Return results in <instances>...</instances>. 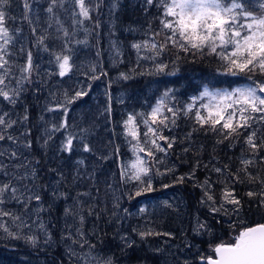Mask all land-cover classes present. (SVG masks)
Masks as SVG:
<instances>
[{
	"label": "snow or ice",
	"instance_id": "obj_1",
	"mask_svg": "<svg viewBox=\"0 0 264 264\" xmlns=\"http://www.w3.org/2000/svg\"><path fill=\"white\" fill-rule=\"evenodd\" d=\"M14 4L22 8L19 16L12 14ZM143 4L146 13L149 7L157 9L156 27L149 21L143 33L145 38L131 44L136 52L137 68L143 66L145 70L136 72L133 69L131 74L121 72V80L128 81L135 75L177 77L182 64L205 59L215 61L217 75L242 80L216 81L213 76L185 100L180 99V89L174 86L179 81H157L163 87L157 89L159 95L155 102L147 111L128 113L122 122L123 135L134 158L119 166L120 183L131 185L127 191L129 200L157 191L154 178L175 172L174 165L168 167L165 163L175 151V145H188L181 149L183 153H202L204 145L195 146L198 135L213 139L215 146H238L240 155L230 158L231 163H213L215 156L209 164L201 165L197 160L190 172L173 176V182L162 184V187L166 189L194 180L196 169L201 166L216 175L215 180L209 175L194 185L201 189L198 203L207 209L208 215L203 220L199 216L195 218L191 239L181 229L183 248L179 250L187 249L191 253L196 248L197 251L194 256H186L180 264H264V223L249 226L243 218L246 203L264 209V0H143ZM103 5L104 0H46L43 6L40 0H0V239L23 240L39 251L44 250L41 237L45 246L57 243L41 217L42 212L52 207V204L48 209L43 207L48 186L36 185L37 171L33 161L21 151L33 148L29 138L32 129L26 126L30 114L25 94L29 90L27 86H35L34 93L41 92L42 86L53 76L63 79L75 75L81 67L76 62L79 46H88V37L93 33L99 37ZM118 7V0H112L110 14ZM25 25L28 36L24 35ZM128 31L137 29L130 26ZM113 48L117 57L122 55L115 44ZM33 49L46 53L48 64L55 70L44 69L42 76L41 64L34 59ZM97 69L98 65L93 63L82 74L91 81L107 76L103 71L97 75ZM91 87L89 83L64 89L62 93L49 92L51 104H46L43 111L59 113L60 119L44 129L42 146H48L54 133L62 132L67 134L61 141V152L71 154L77 148L82 153L94 152L89 141L93 134L90 127H79L78 134L67 131L74 126L69 124V106L87 97ZM18 108H22V113L17 112ZM111 111L109 104L104 112L110 116ZM40 120L47 124L43 115ZM182 123L187 131L181 139L174 133ZM18 125L24 126V130L20 131ZM76 140L80 141L79 145L74 144ZM115 151L119 153V147ZM98 158L108 159L107 156ZM76 163L83 166L85 160L79 159ZM59 175L63 180V174ZM89 176L95 179L94 172ZM78 177L79 173L74 179ZM240 186L247 189L242 194ZM111 187L109 184L108 188ZM99 191L97 187L96 192ZM89 195V192L77 193L72 198L73 204L64 208L66 223L59 242L66 245L69 264H120L125 258L142 261L144 257L129 256V252L143 250L139 245L149 244L156 237H165V244L178 238L171 231H157L149 219L124 234L117 231L119 243L116 247L120 256L104 244L102 236L92 233L94 239L104 245L98 247L84 229L85 201L81 197ZM52 196L70 198L58 188L52 190ZM34 202L37 207H33ZM163 203L166 208L173 207L168 201ZM119 207L117 200L113 217H118L116 209ZM123 211L126 216L132 215L126 208ZM138 211L140 215L147 213L145 207ZM87 215H96L99 219L91 206ZM217 216L229 218L233 234L227 242H214V228L220 223ZM69 218L72 224L67 223ZM197 236L213 237L208 241L207 252L197 248ZM149 250L156 254L164 251L160 247ZM60 264H64L63 257Z\"/></svg>",
	"mask_w": 264,
	"mask_h": 264
},
{
	"label": "trees",
	"instance_id": "obj_2",
	"mask_svg": "<svg viewBox=\"0 0 264 264\" xmlns=\"http://www.w3.org/2000/svg\"><path fill=\"white\" fill-rule=\"evenodd\" d=\"M112 0H104V5L102 6V14L99 19L101 21V28L98 30L99 37L93 33L88 37L90 44L88 46H79L78 55L84 57V59L96 58L99 64L98 72L101 71L107 72V76H101L104 83L103 86L108 90L105 91L104 96L100 97L97 101L92 100L91 102H99L101 105V113L97 115L94 112V117H84L79 119H74L70 114L68 116L69 124L74 125L70 127L67 131L73 134L79 133V127H82V123L90 124L91 130H95V134L92 140L89 141L91 145H94V152L96 156L92 161L91 156L87 160V167L94 163L96 165L97 173L95 179L77 177V171L73 166L69 165L65 168H62L63 180L60 173L57 171V168L61 163H66L68 159H73L72 154L61 152L59 150L61 144V138L64 139V136L67 133L56 132L53 134V139L49 142L47 147L43 145L44 129L49 125L47 118L48 113L43 111V103L45 99L49 96V92L58 89L60 84L59 79L50 78L47 80V83L42 86V91L39 93H34L33 89L35 86H27L29 88L26 95V103L29 106L30 121L27 122V127L32 129L31 136L29 137L33 141L32 149H21L24 151V155L28 157L29 160L33 161V165L37 171V179L35 181L36 185L39 187L41 185H47L48 191L46 189L44 193V203L43 207L48 209L49 204H52V207L49 211L41 213L43 221L48 224L49 230L53 233L54 239L57 243L52 244L50 247L43 245V237H41V248L43 251L33 249L31 246L27 245L23 240H9V239H0V252L4 251L5 256H2L0 259V264H60L61 257H63L64 264L67 263V255L65 252L66 245L62 242H59V237L64 231L65 218H64V208L69 207L73 204L72 194L74 193L75 197L77 193L89 192L87 189L91 190L89 196L81 197L84 203L85 209V224L84 229L89 234V239L94 243H98L92 233H96L103 237L104 244L111 248V251L114 252L117 256H120V250L116 247L119 243V236L117 231L121 234L128 232L132 227L127 225V218L123 213V208H126L130 204V200L127 197V191L131 188V185L125 186L120 183V165L125 163L127 158L131 157L129 152L128 145L126 144L125 138L119 127L118 121H121L125 114L127 115L128 110L138 111L140 108L145 109L149 105L155 102L156 96L159 95L157 89L162 88L163 85L157 83L159 80L165 81H179L178 84L174 85L180 89V99L185 100L187 96L194 95L195 89L198 86L206 82L208 79L213 76L216 77V81H228L233 79L242 78H232L224 77L217 75V65L215 61L211 59H205L198 63H185L181 65V71L177 77H150L147 75H135L133 79L128 81L121 80L119 78L120 73H132V70L135 69L136 72H142L145 68H137V56L134 49L131 48V44L136 41H141L144 39V30L147 28V23L152 22L153 27H156L157 21L154 19V16L157 12V9L154 7H149V11L144 12L143 0H118L119 7L114 10L113 14L109 12V6ZM44 2H40L43 6ZM12 14L19 16L22 8L16 7L14 4L12 7ZM40 15L43 16L44 13L41 11ZM136 28L137 31H128L129 27ZM24 35L28 36L27 25L24 26ZM83 38V34H81ZM27 43V42H25ZM113 44L119 46L120 52L123 53L121 58L113 56L115 49ZM97 51L100 55L97 56ZM34 59L37 60L38 52L36 49H33ZM46 56H48L45 53ZM116 55V54H115ZM122 61V62H120ZM142 65H145L146 62H141ZM81 71L80 76H84ZM41 75H44V72L41 70ZM173 86V85H169ZM223 86H227L224 84ZM116 90H123L127 93L125 97V103L122 106L125 107V110L120 111L119 105L117 102H111L110 92ZM151 89V93L148 91ZM148 95L149 98L152 97L150 101H145L142 103V96ZM89 96L87 97V99ZM111 105V115L104 112L106 107ZM17 111L22 113V108H18ZM44 116V121L41 122L40 116ZM60 116L58 117L59 122ZM71 120V121H70ZM20 131L24 130V126H17ZM187 131V128L181 124V128L176 131L181 139ZM167 134V133H166ZM94 143L92 144V141ZM111 141V143H109ZM80 143L78 141H74ZM55 144V149L53 145ZM201 144L204 145V149L201 154H197L195 151H190L189 153H183L181 149L186 144H177L175 145V151L166 159V166L172 167L175 166V172L168 176L164 177H155L154 186L157 188V191L149 193L145 196L139 197L141 199L147 196H161L170 193L171 189L174 190V193L180 194L182 196L181 201H187L189 209L181 208L180 215L175 214L172 211V208H163L162 212L158 213V217L154 220L158 226V231L164 232L165 230H172L174 233L181 231L183 226H186L188 229L191 228L193 224V217L198 211H204V208L198 207V202L201 198V189L195 187L194 185L203 181L206 176L211 175L212 179H216V175L211 173L209 170L204 169L202 166L196 169V176L194 180H188L184 184H175L170 188H163L162 184L173 182V176L184 175L185 173L190 172L195 166L197 160L200 161L201 165L209 164L210 159L215 156L216 161L219 164L231 163L232 159L235 156L240 155L239 147L235 148H224L223 146H215L214 140L211 138L205 139L203 135H198L195 137V146L199 147ZM119 147V153H116L115 149ZM215 147V151H214ZM91 154V153H90ZM109 154L110 159L100 160L98 157L107 156ZM39 161L38 164L35 161ZM76 168V162L74 163ZM83 168L82 166H80ZM211 167V165H210ZM55 169V171H52ZM163 170V167L161 168ZM64 171L66 173H64ZM102 173H107L106 178L102 177ZM106 179L112 186L110 193L106 192L105 186L102 183V180ZM57 181H62L57 184ZM57 184V185H56ZM95 184V187L93 185ZM59 188L60 192H66L70 195V198H54L51 188ZM99 188V193L96 192V188ZM247 189L244 186H240L241 194ZM55 202L53 203V200ZM119 202V209H116L118 217H113L112 212L114 210L115 203ZM127 204V205H126ZM69 205V206H67ZM38 205L33 204V207ZM92 207L95 213L99 214V219L96 215L88 216L87 210L89 207ZM13 209H18L16 205H10ZM187 210L188 213H185ZM243 218L249 226L256 223H264V209L257 208L255 204L249 205L245 204ZM166 219L169 224H166ZM224 222H229V218L219 216ZM68 224H72L73 221L71 218L67 220ZM27 231V230H25ZM160 239V238H159ZM98 243V247H102ZM145 246L139 245V247ZM142 253H145L144 259L142 261L136 262V259H122L121 264H139L146 263L148 254L144 248H141ZM137 253V252H136ZM135 253V255H136ZM134 254L130 251L129 256ZM134 255V256H135ZM143 257V256H141Z\"/></svg>",
	"mask_w": 264,
	"mask_h": 264
},
{
	"label": "rangeland",
	"instance_id": "obj_3",
	"mask_svg": "<svg viewBox=\"0 0 264 264\" xmlns=\"http://www.w3.org/2000/svg\"><path fill=\"white\" fill-rule=\"evenodd\" d=\"M40 2H44V4H46V0H40ZM138 42V41H136ZM117 48H119V46L116 45ZM120 50V48H119ZM123 55V53H122ZM119 56L117 57L115 55V53H113V56L117 57V58H121L122 57ZM89 58L91 59H84V57H81L80 55H78V59H77V64L80 65L81 67L76 70L75 75H73L71 78L65 77L63 79L57 77V76H53L51 78L54 79H59L60 84L58 85V89L59 90H55V92H63L64 89H74L76 88L78 85L79 86H86L87 84H91L92 87L89 91V98L87 99V97L83 98V100H79L77 101L75 104L69 106L70 107V111L69 114L71 117H74V119H79V118H84V117H94V112L97 113V115H99V113H101V105L99 102H94L92 103V100H98L100 97H105L104 93L105 91L108 92V90L105 88V86L102 85V83H104L102 77L99 80L96 81H91L89 79H87V77L85 76H80L81 71H86L88 65L90 64H97L99 67V64L97 62L96 58H92L91 55H89ZM48 59L49 57L45 55V53L40 52L37 58V62L41 64V70L43 71L44 69H51V70H55L54 66H51L48 64ZM97 75H99L100 73L98 72L97 69ZM226 87V86H225ZM148 93H151V89L148 91ZM71 94V91H70ZM110 101L111 102H117L119 105V110L123 111L125 110V107L122 106L123 103H125V97L127 95V93L123 90H116L113 92L111 91L110 93ZM152 94V93H151ZM153 95V94H152ZM152 99L147 96L144 95L142 96V103L145 101H150ZM46 104H51V100L50 97L48 96L44 103L42 108L44 109ZM147 111L148 108L145 109V105L143 104V108H140L138 111ZM135 110H128L127 113L130 112H134ZM20 112V111H17ZM48 113V112H46ZM50 115L47 116V118L50 117V120H48L49 125L51 123H58V117L60 116L59 113H48ZM127 115L125 114L124 118L121 121H118L119 123V127L121 129V131H119L121 134H123L124 130H123V120L126 119ZM71 121V120H70ZM90 124H86V123H82V127H90ZM91 128V127H90ZM92 135L89 136L90 140L93 139L94 134H95V130H92ZM124 136V135H123ZM125 138V137H124ZM62 141V138H61ZM78 142H80L79 140H76ZM126 141V140H125ZM94 143V140L92 141V144ZM74 144L79 145L80 143H76L74 142ZM126 144L128 145L129 148V152H130V146L129 144L126 142ZM94 149V145H91ZM54 149H55V144L53 145ZM22 151V150H21ZM24 152V151H22ZM131 153V152H130ZM72 154L73 159H68V161L66 163H61L60 166L57 168V171L59 173H62V168L66 167V166H73L74 169H76V171L79 173V177L82 178H90L89 174L93 173L96 174L98 171L96 169V165L94 163H92L89 168L87 167V160H89V157L91 156V160L93 161L95 156H96V152L93 153H82V151H80L78 148L77 150H75ZM108 159H110L109 154L107 155ZM134 157L131 154L130 158H127L125 160V163H127L130 159H133ZM79 159H84L85 160V164L82 166L83 168L80 167V165H78L76 163V165L78 166V168H76V166L74 165V163L79 160ZM7 162V161H5ZM64 173H66L64 171ZM107 173H102V177L106 178ZM103 185L105 186L106 192L110 193L112 188H108V185L110 184L108 181H106V179L102 180ZM57 185V184H56ZM56 188H62L60 186L56 187ZM54 188L52 187L50 192H52ZM48 191V188H47ZM87 191L91 192V190L87 189ZM170 193H167L166 195H161V196H147V197H143L141 199H138L139 197H137L135 200H130V204H128V206L126 207V209H128V211L132 214L130 216H126L124 211V215L127 218V225H129L130 227H137L140 226L142 224H144V222L146 220H151L152 221V227H154L157 231H158V226L156 224V222L154 221L157 217H158V213L162 212L164 207V201H168L169 204L173 205L172 207V211H174L175 214H181V208L184 207V209H189V206L187 205V201H181L182 200V196L180 194L174 193V190L171 189ZM70 197V195H69ZM72 197H75L74 193L72 194ZM73 201V200H71ZM127 205V204H126ZM69 206V205H67ZM140 207H145L147 209V213L144 215H140L139 214V208ZM198 207L200 208L201 206L198 203ZM125 209V208H123ZM185 213H188L187 210L185 211ZM208 215L207 209L204 208V211H198L196 213V215L193 217V224L192 226H194L195 224V218L197 216L200 217L201 220H203L206 216ZM228 218V217H225ZM217 221H220V223H217L215 228H214V234H215V240L214 242L218 243L220 241H225L227 242L230 239V236L233 234L232 233V229L229 226V222H224L221 219H219V216L216 217ZM166 224H169L168 220L166 219ZM191 226V228H192ZM191 228L188 229L186 226H183V230H185V232L188 234L189 239H191L192 233H191ZM169 230H165L164 232H168ZM171 232H173L172 230H170ZM174 233V232H173ZM178 238L175 240H170L168 242V244H165V237H156L153 238L149 244H145V246H142L140 248H144L146 253L148 254V258L146 263H139V264H165V261H167V264H180V262L186 257V256H194L195 252L197 251L196 248L192 249V252L189 253L187 249H184L183 252H181L179 249L183 248V244H182V240H181V231H179L178 233H174ZM160 238V239H159ZM213 237L210 236H197L195 238V243L197 244V248H199L200 250L207 252L208 250V241L212 240ZM66 247V246H65ZM160 247L162 249H164V251L160 254H156L153 251L149 250L150 248H157ZM171 253H175V256L171 255ZM6 253L4 251L0 252V259L2 256H5ZM135 255V253H134ZM135 256H146L145 253H142V250L137 251ZM139 262V261H136ZM67 263L69 264L68 261V257H67ZM2 264V263H1ZM14 264H18V263H14ZM121 264V263H120Z\"/></svg>",
	"mask_w": 264,
	"mask_h": 264
},
{
	"label": "water",
	"instance_id": "obj_4",
	"mask_svg": "<svg viewBox=\"0 0 264 264\" xmlns=\"http://www.w3.org/2000/svg\"><path fill=\"white\" fill-rule=\"evenodd\" d=\"M255 225V224H254Z\"/></svg>",
	"mask_w": 264,
	"mask_h": 264
}]
</instances>
